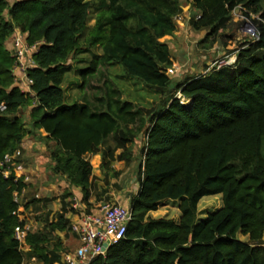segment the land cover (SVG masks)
Instances as JSON below:
<instances>
[{
  "label": "trees",
  "instance_id": "16d2710c",
  "mask_svg": "<svg viewBox=\"0 0 264 264\" xmlns=\"http://www.w3.org/2000/svg\"><path fill=\"white\" fill-rule=\"evenodd\" d=\"M185 1L195 11L190 25L209 30L206 40L230 26L238 6L256 16L260 39L244 44L233 66L173 85L171 48L161 39L177 30L184 0H0V105L6 106L0 158L33 136L46 142L52 171L68 184L57 213L49 209L54 198L28 196L25 209L33 206L43 227L28 231L22 243L15 229L28 218H21L15 194L28 187L26 176L14 168L8 178L0 173V264L33 257L37 264H65L60 233L72 230L68 203L78 197L86 206L81 213L95 207L97 177L86 156L102 154L103 170L111 160L131 162L140 137L133 220L126 237L91 264H264V0ZM17 28L30 45L39 44L27 69L31 92L16 84L17 58L7 46ZM84 44L102 52L80 69L83 87L100 66L119 65L160 102L146 112L109 85L99 106L67 103L68 63ZM25 108H31L28 126L20 115ZM210 195H221L223 205L200 220L199 203ZM164 201H179V220L151 216Z\"/></svg>",
  "mask_w": 264,
  "mask_h": 264
},
{
  "label": "rangeland",
  "instance_id": "374dc122",
  "mask_svg": "<svg viewBox=\"0 0 264 264\" xmlns=\"http://www.w3.org/2000/svg\"><path fill=\"white\" fill-rule=\"evenodd\" d=\"M184 3L186 4L185 10L176 20V31L179 30L177 37L171 38L165 36L161 39V41L168 42L172 45L171 52L173 56V65L168 70V74L173 79V85L183 82L187 78H193L205 74L213 69L212 65L217 59L234 52L235 50L241 49L244 44L252 41L251 36L242 29V25L244 24L242 15H248L247 13H232L230 26L214 37H211L209 40H206L209 30H196L190 25V21L195 14L185 0ZM93 16H95V14H93ZM94 24L95 19H91L89 21V26L91 27ZM19 31H21V29L17 28L16 33H20ZM84 42L83 39V43ZM7 46L13 51L12 39ZM101 52L100 47L90 48L84 44L83 49L72 56L68 63L69 70L66 73V79L64 82L67 103L71 104L89 100L99 106L100 103L98 99L105 95L107 87L110 85L121 91V96L124 100L133 101L135 104L145 108L146 112L147 110H153L156 104L160 102V100H157L158 97L155 91L147 89L141 81L128 76L123 67L119 65L100 66V71L90 79L85 87H83L84 82L80 75V69L88 67L94 56L101 54ZM183 71H185L184 74L182 73L181 76H179L178 74ZM177 96L180 98L181 94L178 92ZM182 101L187 105L191 103L185 98H182ZM30 111L31 108H25L20 111V115L24 121L27 122V126L29 125ZM141 140L142 137H140L136 143L135 150L137 157L133 161L126 162L111 160L109 168H106L105 170L102 169V154L86 156L87 159L91 161L94 174L97 177L93 181L94 189L91 196V201L94 206L101 203L131 204L133 195L141 186L142 178L140 174V158L138 156ZM36 146L37 147H35V145L32 146L31 154L28 158V161L30 162V165H33V170L35 172L31 175V178H36L35 181L38 183V188L37 191L35 190V193L37 192L40 197H55L53 206L56 209L58 208V210H62L61 206L63 205L61 203V197L66 193L68 184L63 177L55 176L52 173L50 152L44 144L39 143L36 144ZM42 147H45V150H42ZM262 150L264 152V138ZM119 152L120 150H118L115 155H118ZM36 156H38V163L35 162ZM36 172L39 174H36ZM17 174L20 176L23 175V172L17 170ZM73 191L76 195L80 194L79 189H73ZM32 194H34V192L30 191L29 195L31 196ZM30 198L31 197H28V199ZM66 201L69 202L70 198H67ZM74 202L75 198L68 203L66 209L75 215H71V217H73V221H76L79 214L81 215V212L73 207ZM222 205L221 195L203 197L199 203L200 220L207 217L209 213H213L221 208ZM21 211L22 208H20V214L22 213ZM53 212L57 213L60 211L55 210ZM151 216L153 218H170L178 220L180 217L179 201L161 202L158 210L152 212ZM61 236L66 244V250L62 255H64L67 250H74L80 244L78 235L70 229L61 232ZM238 236L243 241L249 240L248 236L242 234H239ZM22 249L27 251L28 246L23 244ZM31 261L32 260H27V258L25 260L26 264H29Z\"/></svg>",
  "mask_w": 264,
  "mask_h": 264
},
{
  "label": "built area",
  "instance_id": "2783aa9c",
  "mask_svg": "<svg viewBox=\"0 0 264 264\" xmlns=\"http://www.w3.org/2000/svg\"><path fill=\"white\" fill-rule=\"evenodd\" d=\"M237 12L248 14L242 15L244 21L242 29L251 36L252 42L259 40L260 33L254 22L256 16L248 12L243 6L236 7L232 13L237 14ZM19 32L14 34L12 39L13 52L17 58L14 74L16 84L24 92H31L32 80L27 74V69L34 66L33 55L37 51L39 44L30 45L28 43V34L22 31ZM238 52L239 49L217 59L212 68L233 66L237 60ZM5 109L6 106L1 104L0 112ZM12 168L17 173L18 167L13 166L12 157L0 158V173L3 176L8 178ZM15 196L19 202V195L16 193ZM73 207L80 211L86 208L85 204L78 197H75ZM132 220L133 209L131 204L123 203H101L96 205L91 212L79 214L78 219L72 222V231L78 235L80 244L74 250L64 254L65 264H91L97 257L101 255L105 256L111 246L126 237L129 224ZM28 231L30 229L27 225L25 228L22 226L16 227V238L24 243Z\"/></svg>",
  "mask_w": 264,
  "mask_h": 264
},
{
  "label": "crops",
  "instance_id": "0c3cea01",
  "mask_svg": "<svg viewBox=\"0 0 264 264\" xmlns=\"http://www.w3.org/2000/svg\"><path fill=\"white\" fill-rule=\"evenodd\" d=\"M193 13H195V11L192 10ZM197 14V12H196ZM199 17V15H198ZM179 32L176 31L174 35H168L169 37L171 38H175L177 37V33ZM170 45V44H169ZM170 48L172 49V45H170ZM185 71L183 72H180V74H178L179 76H181V74L183 73L184 74ZM42 135H44L42 132H41ZM44 144V146L47 148V150L49 151L48 149V146L46 144V142H42L40 141L38 138H35L33 136H28L25 138L21 148L12 156L13 158V166H16L18 167V170L23 172V174L26 176V183L28 184V187L23 191V193L19 196L18 200L20 201V204L22 207V213L20 214L21 215V218L22 219H26L28 218V222H27V226L29 227L30 231H34L35 229H38V228H42L43 227V224L36 221L33 217L35 216V213L33 212V206H31L28 210L25 209V205L24 203L29 201L28 199V196H29V192L33 191L35 193V190L37 191V188H38V183L37 181H35L36 178H31V175H33L35 172L33 170V165H30V162L28 161V158H29V155L31 154V150H32V146L36 144ZM39 147V146H38ZM45 147H42V150H45ZM50 152V151H49ZM37 161L38 160V156H36V163H38ZM50 161H51V158H50ZM34 162V163H35ZM52 163V161L50 162V164ZM52 173L55 175V176H58L60 177L59 174H55L53 171ZM36 174H39L36 172ZM38 180V179H37ZM43 186V185H42ZM41 186V187H42ZM40 187V188H41ZM35 196L36 197H40L39 194H37V192L35 193ZM55 199V197H53ZM54 199L53 201L49 204V209H51L52 211H61V210H58V208L56 209L54 206H53V202H54ZM25 201V202H24ZM62 203V201H61ZM62 207V206H61ZM23 214V215H22ZM71 215L75 216L73 213H69L68 216L71 218V220L73 221V217H71ZM31 217V218H30ZM180 217H181V213H180ZM180 217L178 218V220L180 219ZM60 233V232H59ZM61 235V233H60ZM64 241V240H63ZM28 250H29V247H28ZM32 261L29 263V264H37L36 262V258L33 257L31 259Z\"/></svg>",
  "mask_w": 264,
  "mask_h": 264
}]
</instances>
